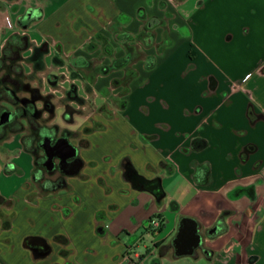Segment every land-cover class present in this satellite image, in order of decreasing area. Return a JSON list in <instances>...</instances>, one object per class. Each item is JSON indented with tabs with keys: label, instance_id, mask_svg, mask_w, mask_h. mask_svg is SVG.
Returning <instances> with one entry per match:
<instances>
[{
	"label": "crops",
	"instance_id": "1",
	"mask_svg": "<svg viewBox=\"0 0 264 264\" xmlns=\"http://www.w3.org/2000/svg\"><path fill=\"white\" fill-rule=\"evenodd\" d=\"M15 33L36 47L49 43L48 70L55 55L67 64L87 62L71 71L76 80L79 71L99 76L90 86L99 108L108 83H97L104 76L130 70L129 94L132 83L144 87L151 77L159 91L143 98L137 125L116 114L128 109V96L111 114L93 110L79 117L88 146L73 144L83 167L79 176L66 177L68 190L43 191L33 169L13 180L15 159H3L6 181L15 187L0 191V264H264V0H0V55ZM121 33H144L153 43L120 44ZM91 54L110 64L94 65ZM125 57L126 67L99 74ZM92 78L81 79L89 85ZM118 118L127 121L123 150L113 151L118 142L106 139ZM125 157L140 176L161 180L162 205L124 178L119 165ZM246 188L253 198L232 196ZM156 216L162 224L154 230ZM189 223L204 235L203 249L165 251ZM27 243L51 252L41 255ZM129 253L141 259H127Z\"/></svg>",
	"mask_w": 264,
	"mask_h": 264
},
{
	"label": "flooded vegetation",
	"instance_id": "2",
	"mask_svg": "<svg viewBox=\"0 0 264 264\" xmlns=\"http://www.w3.org/2000/svg\"><path fill=\"white\" fill-rule=\"evenodd\" d=\"M49 50V43L46 41L36 47L34 44L24 53L22 66L24 76L21 79V85L15 92V102L3 105L0 103V144L5 145L10 143L15 136H20V141L23 148L31 151V154L39 160L40 167L43 169L44 181L50 180V175L63 177L75 171L77 167L76 157H67L62 159L60 155L63 151L58 146L61 141L66 140L71 142V136L67 133V129L59 130V126L54 123L58 119V111L62 107L64 109L62 118L67 122L72 118L75 109L68 106L69 91L65 92L63 105L61 100H56V96L50 91L42 92V79L47 80L49 87L59 85V77L55 74L48 73V66L45 62V52ZM2 55V50H1ZM0 55V57H1ZM54 64L60 67H65V63L59 55L53 58ZM74 66V61L68 63ZM80 68H82L80 66ZM39 81L40 85H37ZM66 81V80H65ZM64 81V83H65ZM38 83V84H39ZM7 83L3 84L6 85ZM76 86V94L79 99H74L78 105L84 103V99L78 93V85ZM66 102V103H65ZM72 102V101H71ZM4 106L5 108H2ZM2 110H4L2 112ZM9 114L10 119L3 121L2 116ZM53 121V122H52ZM52 123V125H49ZM72 123V122H70ZM20 130L19 132H16ZM16 138V137H15ZM72 143V142H71ZM73 144V143H72ZM51 173V174H48ZM132 171L127 173L128 178ZM36 176H39L37 173ZM194 224L189 223L188 229L182 233H178L166 247L168 250H187L196 253L203 249L204 235L200 230L194 228Z\"/></svg>",
	"mask_w": 264,
	"mask_h": 264
},
{
	"label": "rangeland",
	"instance_id": "3",
	"mask_svg": "<svg viewBox=\"0 0 264 264\" xmlns=\"http://www.w3.org/2000/svg\"><path fill=\"white\" fill-rule=\"evenodd\" d=\"M189 14V13H188ZM137 51H138V58L140 59L143 54L142 49L139 48V46L136 47ZM119 49L116 48V51ZM90 57L93 58V62L94 65H98V64H110L109 60H105V56L103 54H100L98 56V54L96 55H90ZM137 58V59H138ZM136 59V60H137ZM142 61H138L137 65L139 66L141 64ZM140 67V66H139ZM71 67L66 64L65 67H61L58 65H52V67L50 66L48 73H50L51 75L55 74L57 77H59V85L57 86H51L49 87L47 83V80L43 78V75H40V78L42 79V92L43 93H47V92H51L56 96V100H61L62 105H63V99H64V95L66 91H69L72 85H78V93L80 94V96H84V103L82 105H78L77 102L74 101H66L68 106L72 107L73 109H75V112L73 111L72 113V118H69L66 121L63 120L62 118V114L64 109L61 107L60 110L58 111V119L56 121H54L55 124H57L60 128L59 130L62 131V129L66 128L68 131L74 132L78 135L79 140H74L72 139V143L74 145L77 146H82L86 143L85 138L83 137V133L81 134V131H78V128H81L82 123L80 122L79 117L83 116V115H89L91 114V112H93V110H98V111H106L108 113L111 114V112L115 111L116 109L120 108V103L121 100L123 99V97H127L128 96V100H129V107H127L128 109L126 111H124L123 109H118V111L116 112V114L119 116L122 115L123 118H125L127 116V118H131V120L137 125L140 122V118L142 119V117L140 116V112H139V108L142 104V100L145 96L147 95H156V93L159 91L157 89V86L154 84L153 82V77H151V82L148 83L146 86L144 87H138L137 83L134 82L132 83V85L130 86V89H133L132 92L129 94L128 89V82H129V76L132 73L130 70H126V76L125 74H123V72H120L119 74H114V75H110V76H104L102 77V79H100L97 83V85L100 87L101 85H106L105 83H108L107 86L104 88V91L102 92V97H103V104L102 106L99 108L97 107L98 104H100V101H95L96 96L93 93V89H91L92 87H90L93 82L99 77L97 74H95L94 72L91 71L88 72L87 70L85 71H79L77 73V76H81V78L83 76H93V78L90 80V84L88 85L86 83V79H81L80 80H76L72 78V71H71ZM45 76V75H44ZM66 80V81H65ZM65 81V83H64ZM39 81H37V85H40ZM134 84V85H133ZM94 86V85H93ZM129 94V95H128ZM159 94V93H158ZM157 94V95H158ZM59 102V101H58ZM65 102V103H66ZM97 105H96V104ZM155 114V110L153 111ZM91 116V115H89ZM75 120H77V124L76 126H74V124H69L70 122H75ZM120 123H116V125L114 126V129H112L110 131V140L106 139V143L110 144L111 142H118V144L114 145L113 147V151H121L123 150V147L121 148L119 145V141L121 142L123 139L122 136H120V133L122 135V131L124 129V127L122 126L124 123H127V121H123L124 119L118 118ZM53 122V121H52ZM114 123V124H115ZM113 124V125H114ZM49 125H52V123H49ZM119 128V129H118ZM86 133L88 132V130L85 131ZM84 132V133H85ZM119 132V137L117 136V133ZM115 135V137H114ZM16 137V138H15ZM14 139L10 142L7 143L5 145H3L4 149L3 150L0 149V191H6V190H13L15 187V183H9L8 181H6V177L8 176V174H10L6 169L5 170V166L3 164V159L4 158H8V156H13L15 159V165H16V169L18 171H16L13 174V180L16 179V177L22 178L23 176H26V174H28V176H31L32 173V169H33V158L34 156L26 151L20 141V136H15ZM117 140L115 141L114 139ZM77 139V138H76ZM99 139V138H98ZM114 140V141H113ZM98 142L102 143L105 142L104 139H99ZM1 145V144H0ZM19 149L22 150V152H19ZM6 152V153H5ZM9 156V157H10ZM10 168V167H9ZM153 220H156L158 222H162V218L160 216H156L153 218ZM162 224V223H161ZM151 226V225H150ZM152 228V227H151ZM151 243L150 238L146 237L145 240L143 241V244H147L149 245Z\"/></svg>",
	"mask_w": 264,
	"mask_h": 264
},
{
	"label": "trees",
	"instance_id": "4",
	"mask_svg": "<svg viewBox=\"0 0 264 264\" xmlns=\"http://www.w3.org/2000/svg\"><path fill=\"white\" fill-rule=\"evenodd\" d=\"M26 24L25 19L20 20V26L24 27ZM98 40L102 42H106L104 38L101 36H98ZM116 41L119 42L120 44H128L130 42H135V41H145L147 46H151L153 41H146L144 33H140L138 35H133V34H127V33H121L118 34L116 37ZM33 45L32 41L30 40L28 35H21V34H12L9 36L7 41L5 42L3 48H2V55L0 57V103L3 105L9 104L11 102H15V92H17V89L21 85V79L24 76V69L22 66V60L24 53L27 52L31 46ZM90 47H93V44H90ZM103 51L106 55L112 56L113 55V50L111 47H108V45H103ZM72 61H74V66H83L85 65V61L81 62V58H73ZM129 59L127 57L116 60L114 64L110 67H103L99 71V74L107 75L109 74L112 70H117L124 68L128 65ZM83 64V65H82ZM147 69H152L154 67V62L153 59L150 58L147 63H146ZM73 68V66H72ZM76 74L72 73V78L75 79ZM7 83L6 85H3ZM76 86L72 85L71 90L69 91V96L68 100L73 101L74 99H79L76 92ZM2 108H5L2 106ZM4 110H2L3 112ZM20 130L16 131L19 132ZM67 133L71 136V138H78V135L74 132L68 131ZM201 141V140H200ZM88 146V143H86ZM85 146V145H82ZM25 149V148H24ZM26 151L30 152L28 149H25ZM76 163L77 167L74 172L69 173L67 175H64L63 177H57L50 175V180H47L46 182L44 181V173H42L43 169L40 167L39 160L34 157L33 158V178L35 182L40 186V188L45 191V192H56L60 190H68L69 185L66 182V177L67 176H79L81 169L83 167V161L81 160L79 154L76 156ZM119 168L123 170V175L124 178L129 180L127 173L129 171H135L134 166L132 165V162L129 157H125L122 159L120 162ZM202 168H199L198 172ZM42 172H41V171ZM38 174L39 176H36L35 174ZM51 174V173H48ZM198 182L205 183L207 180L200 181L198 179ZM247 193L248 196L251 198L254 197V194L252 193L251 189L246 188L243 190H238L232 194L233 197H236L237 194L241 193ZM103 216V212L100 211L96 215V220H100ZM151 222V220H150ZM96 232L99 236H104V233L102 229L99 228V226L96 227Z\"/></svg>",
	"mask_w": 264,
	"mask_h": 264
},
{
	"label": "water",
	"instance_id": "5",
	"mask_svg": "<svg viewBox=\"0 0 264 264\" xmlns=\"http://www.w3.org/2000/svg\"><path fill=\"white\" fill-rule=\"evenodd\" d=\"M49 53V50L45 52L47 55ZM3 121H7L10 119L9 114H5L2 116ZM60 149L63 151V154L60 155L62 159L67 157H76L78 155V149L69 141L63 140L58 145ZM130 181L134 185V188L138 189L139 191H149L156 199L158 203L161 205L164 202V199L166 197L161 187V180H147L144 177L140 176L136 171H132L129 177ZM158 181V182H157ZM194 228L197 229V224L195 223ZM26 247L31 248L33 250L37 249L40 251L41 255H47L50 254L51 249L47 246H41L39 245L38 248H34L28 243L26 244ZM192 254L193 252L190 251Z\"/></svg>",
	"mask_w": 264,
	"mask_h": 264
},
{
	"label": "built area",
	"instance_id": "6",
	"mask_svg": "<svg viewBox=\"0 0 264 264\" xmlns=\"http://www.w3.org/2000/svg\"><path fill=\"white\" fill-rule=\"evenodd\" d=\"M6 22H7V24L8 25H11L12 23H11V19H10V17L8 16V17H6ZM160 222H158V221H156V220H151V222H150V225H151V227L154 229V230H157V229H159L160 228ZM136 258V259H138V260H140L141 259V256L138 254V253H129L127 256H126V258L127 259H133V258Z\"/></svg>",
	"mask_w": 264,
	"mask_h": 264
}]
</instances>
